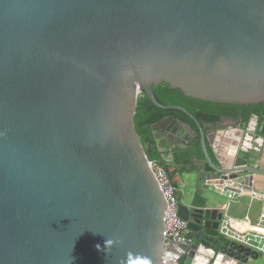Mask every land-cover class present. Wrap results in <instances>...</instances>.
I'll use <instances>...</instances> for the list:
<instances>
[{"label": "water", "instance_id": "95a60500", "mask_svg": "<svg viewBox=\"0 0 264 264\" xmlns=\"http://www.w3.org/2000/svg\"><path fill=\"white\" fill-rule=\"evenodd\" d=\"M161 84L264 103V0H0V264H161L167 206L134 130L141 92L194 124L202 179L264 175L242 157L262 148L256 117L206 131L155 101ZM151 131L167 148L195 136L172 117ZM178 217L179 264L257 257L217 235L219 211L179 204Z\"/></svg>", "mask_w": 264, "mask_h": 264}, {"label": "trees", "instance_id": "16d2710c", "mask_svg": "<svg viewBox=\"0 0 264 264\" xmlns=\"http://www.w3.org/2000/svg\"><path fill=\"white\" fill-rule=\"evenodd\" d=\"M152 94L155 101L161 106H177L188 112L200 124V126H214L221 119L234 120L241 128H244L249 119L254 116L257 118L256 134L264 139V103L253 106H232L202 102L182 96L177 90H171L167 85L161 84L152 87ZM172 117L177 122L187 125L195 136L184 146L174 148H164L163 144L153 138L151 131L152 125L157 122ZM134 130L140 140L145 157L148 162L160 165L170 179L176 173L181 174L185 171H197V164H201L203 171L210 172L203 159L200 149L199 136L194 124L181 112L174 110H162L154 107L146 96L141 92L137 96L136 110L133 118ZM209 157L214 162L209 148ZM171 157L170 163L163 160V156ZM173 167L174 171L168 172ZM179 203V194L175 193ZM193 206L202 208V200L195 197Z\"/></svg>", "mask_w": 264, "mask_h": 264}, {"label": "built area", "instance_id": "2783aa9c", "mask_svg": "<svg viewBox=\"0 0 264 264\" xmlns=\"http://www.w3.org/2000/svg\"><path fill=\"white\" fill-rule=\"evenodd\" d=\"M255 135L258 136L256 132L254 137ZM262 140L264 143V139ZM151 171L167 206V210L163 213V251L160 261L161 264H179L181 253L173 247H188L190 232L187 223L178 217L179 203L175 195L176 189L168 173L156 163H151ZM229 176L202 179L203 188L223 198L227 203L247 198L250 203L257 205V212L254 219L246 216L236 219L223 215L218 224L217 235L256 256L262 255L264 254V192L255 189L254 174L235 173L234 178Z\"/></svg>", "mask_w": 264, "mask_h": 264}, {"label": "rangeland", "instance_id": "374dc122", "mask_svg": "<svg viewBox=\"0 0 264 264\" xmlns=\"http://www.w3.org/2000/svg\"><path fill=\"white\" fill-rule=\"evenodd\" d=\"M247 161L249 166L258 167L264 170V143L259 154L249 152L242 155ZM218 165V163L216 162ZM182 186H178L179 191V204L188 206L189 203L197 197L209 205L211 201L219 200V202H225L224 199L217 197L216 195L203 188L202 180L199 181L198 173L196 171L183 172L181 175ZM255 189L260 192H264V175L254 176ZM238 264H264V254L258 255L256 258H247L245 262H239Z\"/></svg>", "mask_w": 264, "mask_h": 264}, {"label": "crops", "instance_id": "0c3cea01", "mask_svg": "<svg viewBox=\"0 0 264 264\" xmlns=\"http://www.w3.org/2000/svg\"><path fill=\"white\" fill-rule=\"evenodd\" d=\"M231 128H235V126H233ZM157 142L162 143L163 146H164L163 148H161V152L165 151L164 148H167L165 146V144L163 142H161V141H157ZM178 147H182V146H178ZM213 157H214L213 158L214 159V164L217 165L216 161H215L216 157L215 156H213ZM163 160L166 163H170L171 157L169 155H165V156H163ZM196 166H197L196 167L197 168L196 172L198 173L199 181L202 180V177L204 175L210 173V172L207 173V172L203 171V168H202L201 164H197ZM172 171H174V169H173V167H170L168 169V172L171 173ZM185 172H188V171H185ZM181 174L176 173L171 178V180L173 182V186L176 187L175 189H176V192L178 194H179L178 186L179 185L182 186L181 177H180ZM192 203H193V200L189 203L188 206L192 205ZM202 205H203V207L200 208V209L217 210V211H219L222 214V216L224 215V216L231 217V218H236V219H241V218H243L245 216L248 217L249 219H254V217L256 215V212H257V205L253 204V203H250L247 198H243V199L239 200L238 202H233V203H227L226 201L221 203V202H219V200H216V201L213 200V201H211L209 203V205L205 204V202L202 201Z\"/></svg>", "mask_w": 264, "mask_h": 264}, {"label": "flooded vegetation", "instance_id": "af4514ba", "mask_svg": "<svg viewBox=\"0 0 264 264\" xmlns=\"http://www.w3.org/2000/svg\"><path fill=\"white\" fill-rule=\"evenodd\" d=\"M180 123H181V122H180ZM219 123H220V122H219ZM219 123H218V124H219ZM204 127H205V130L207 131V129H208L209 126H204ZM255 137H256V138L259 137L260 139H263L262 137H260V136H256V135H255ZM255 137H254V138H255ZM192 138H193V137H192ZM192 138L190 137V140H191ZM190 140H189V141H190ZM189 141H188V142H189ZM188 142H187V143H188ZM163 143H164V142H163ZM187 143H186V144H187ZM212 156H213V155H212ZM213 158H214V157H213Z\"/></svg>", "mask_w": 264, "mask_h": 264}, {"label": "clouds", "instance_id": "9594fccd", "mask_svg": "<svg viewBox=\"0 0 264 264\" xmlns=\"http://www.w3.org/2000/svg\"><path fill=\"white\" fill-rule=\"evenodd\" d=\"M111 243H112V241H105V244H109L110 245ZM97 249L100 250L99 245H97Z\"/></svg>", "mask_w": 264, "mask_h": 264}]
</instances>
